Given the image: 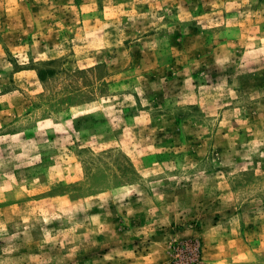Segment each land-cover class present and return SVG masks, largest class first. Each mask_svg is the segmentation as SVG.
Returning a JSON list of instances; mask_svg holds the SVG:
<instances>
[{"label": "rangeland", "instance_id": "obj_1", "mask_svg": "<svg viewBox=\"0 0 264 264\" xmlns=\"http://www.w3.org/2000/svg\"><path fill=\"white\" fill-rule=\"evenodd\" d=\"M0 264H264V0H0Z\"/></svg>", "mask_w": 264, "mask_h": 264}, {"label": "trees", "instance_id": "obj_2", "mask_svg": "<svg viewBox=\"0 0 264 264\" xmlns=\"http://www.w3.org/2000/svg\"><path fill=\"white\" fill-rule=\"evenodd\" d=\"M199 254V253H198Z\"/></svg>", "mask_w": 264, "mask_h": 264}]
</instances>
